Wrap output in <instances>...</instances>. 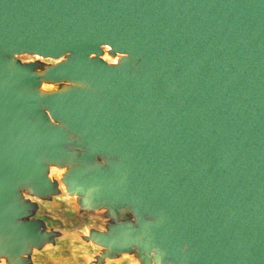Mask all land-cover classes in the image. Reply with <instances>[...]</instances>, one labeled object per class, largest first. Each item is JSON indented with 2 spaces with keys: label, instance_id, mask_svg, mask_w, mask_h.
<instances>
[{
  "label": "water",
  "instance_id": "95a60500",
  "mask_svg": "<svg viewBox=\"0 0 264 264\" xmlns=\"http://www.w3.org/2000/svg\"><path fill=\"white\" fill-rule=\"evenodd\" d=\"M0 264H264V0H0Z\"/></svg>",
  "mask_w": 264,
  "mask_h": 264
}]
</instances>
